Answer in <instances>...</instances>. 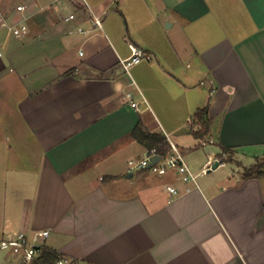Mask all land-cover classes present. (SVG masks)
I'll use <instances>...</instances> for the list:
<instances>
[{
    "label": "crops",
    "instance_id": "0c3cea01",
    "mask_svg": "<svg viewBox=\"0 0 264 264\" xmlns=\"http://www.w3.org/2000/svg\"><path fill=\"white\" fill-rule=\"evenodd\" d=\"M0 8L27 28L0 30V240L49 231L44 247L85 264H264V177L244 179L242 162L264 153V0ZM134 47L152 60L126 73ZM206 105L211 130L197 139ZM140 123L191 157L195 183L130 171L148 153L132 136ZM217 159L243 170L212 176ZM38 258L0 252V264Z\"/></svg>",
    "mask_w": 264,
    "mask_h": 264
},
{
    "label": "built area",
    "instance_id": "2783aa9c",
    "mask_svg": "<svg viewBox=\"0 0 264 264\" xmlns=\"http://www.w3.org/2000/svg\"><path fill=\"white\" fill-rule=\"evenodd\" d=\"M17 12H24L26 10L25 5H18L16 7ZM84 11L87 13L94 25L98 30H103L102 18L96 15L88 3H84ZM76 18L75 14H71L66 18V21H72ZM0 30H5L15 37H20L26 33V26L23 21L19 23H12L4 11L0 8ZM81 34H89L90 30L78 29ZM0 50V55H1ZM151 61L152 56L143 52L141 49L134 47L133 56L129 60L120 61V65L127 73L130 68L142 61ZM124 100L127 105L133 109L138 110L140 108V102L136 101L135 94L132 91L124 93ZM146 102L145 100H143ZM156 157H160L158 161H154ZM221 164L224 162L221 159H217ZM129 169L131 172H138L143 170H149L157 175H165L168 171H174L179 175L180 179L184 183H195L198 176L192 171L188 164L184 154L178 148V146L169 140V150L160 155L155 150L148 151V153L140 158L129 161ZM206 172V169L203 171ZM168 190L172 193H176L173 187H168ZM50 235L49 231H41L29 236L26 233H19L17 236L8 237L0 240V252H10L22 257L26 263H32L36 258L40 257L44 245L42 244ZM55 264H85L68 257H60L55 261Z\"/></svg>",
    "mask_w": 264,
    "mask_h": 264
},
{
    "label": "trees",
    "instance_id": "16d2710c",
    "mask_svg": "<svg viewBox=\"0 0 264 264\" xmlns=\"http://www.w3.org/2000/svg\"><path fill=\"white\" fill-rule=\"evenodd\" d=\"M208 109L209 106L206 105L205 107L198 109V111L193 116L191 133L197 139H203L210 133L211 119L208 116ZM132 136L139 143L147 147L148 151L155 150L158 154L164 155L169 150V141L165 135L148 133L143 129L141 123L138 124L136 129L133 131ZM223 151L227 154H233L231 149L224 148ZM262 177H264V157L262 160H257L256 163L252 165V167L247 168L244 171V179ZM60 257L63 256L51 249L44 247L40 257L37 259V263L55 264V261Z\"/></svg>",
    "mask_w": 264,
    "mask_h": 264
},
{
    "label": "rangeland",
    "instance_id": "374dc122",
    "mask_svg": "<svg viewBox=\"0 0 264 264\" xmlns=\"http://www.w3.org/2000/svg\"><path fill=\"white\" fill-rule=\"evenodd\" d=\"M4 1V3L8 4L9 6H13L17 0H0ZM213 148V146L209 145L207 146L206 149ZM264 157V153L261 154L259 157L256 159H251V158H246L243 159L242 162L247 166V167H252L256 163L257 160H262ZM235 156L234 154H228L227 159L234 160ZM187 161L191 165V157L187 156ZM216 161H212L211 167L215 164ZM192 167V166H191ZM193 168V167H192ZM247 169V168H246ZM240 170H243L242 168H239L236 163L229 162L226 164V167H219L215 172H213L212 176H224L225 174H233L234 172H239Z\"/></svg>",
    "mask_w": 264,
    "mask_h": 264
},
{
    "label": "water",
    "instance_id": "95a60500",
    "mask_svg": "<svg viewBox=\"0 0 264 264\" xmlns=\"http://www.w3.org/2000/svg\"><path fill=\"white\" fill-rule=\"evenodd\" d=\"M160 157H156L154 161H158ZM221 165L220 161H216L215 164L210 168L209 171L217 169Z\"/></svg>",
    "mask_w": 264,
    "mask_h": 264
}]
</instances>
